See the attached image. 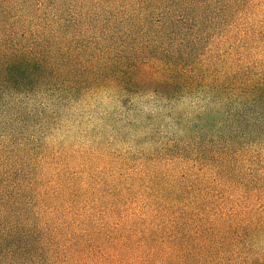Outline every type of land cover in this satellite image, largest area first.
<instances>
[{
	"label": "trees",
	"instance_id": "1",
	"mask_svg": "<svg viewBox=\"0 0 264 264\" xmlns=\"http://www.w3.org/2000/svg\"><path fill=\"white\" fill-rule=\"evenodd\" d=\"M246 8L0 0V264L103 262L110 248L145 264H264V216L247 203L264 188L252 158L264 146V64L250 53L253 29L234 21ZM106 100L131 129L144 119L158 144L109 186L126 222L111 223L64 174L45 179L31 163L40 154L46 164L50 128Z\"/></svg>",
	"mask_w": 264,
	"mask_h": 264
},
{
	"label": "rangeland",
	"instance_id": "2",
	"mask_svg": "<svg viewBox=\"0 0 264 264\" xmlns=\"http://www.w3.org/2000/svg\"><path fill=\"white\" fill-rule=\"evenodd\" d=\"M243 2L247 8L238 12L234 21L238 24L247 23L253 29V34L252 32L247 34L252 38L250 53L254 59L264 64V0ZM114 104L106 100L100 107L89 105L76 108L61 128L57 129L54 125L47 132L43 140L49 156L46 158V164L40 154L31 161L37 168L43 165V172L46 170L45 179L53 176L52 179L55 181L59 175L64 174L73 188L76 186L83 192V198L89 206L94 205L97 209L108 212L111 223L126 222L130 215L124 207L121 208V213L117 209L112 211L114 204L109 186L121 178L131 176L133 171L140 168L141 163L148 161L136 159L140 157V152L146 153V157L152 156L149 157L152 159L156 156L155 149L158 147V144L144 136L147 131L140 127L146 124L144 119L134 122L135 127L132 126L131 129L126 123L128 120H119L118 114L114 113L116 108ZM105 111H110L109 117L114 121L100 119ZM159 132L158 139L168 135L166 128ZM252 155L255 176L264 177V146L257 147V153ZM50 157L53 158L52 163ZM170 164L158 165L170 171L172 170ZM243 193L244 191L237 189L233 195L240 197ZM249 201L254 202L258 212L264 216V188H257L247 203ZM108 251L111 260L103 262L94 259L82 260L81 264H145L139 254L121 257L111 248ZM258 251L264 256V240L259 243Z\"/></svg>",
	"mask_w": 264,
	"mask_h": 264
}]
</instances>
